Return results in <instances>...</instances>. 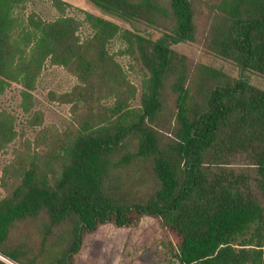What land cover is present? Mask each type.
Masks as SVG:
<instances>
[{
    "label": "trees",
    "instance_id": "trees-1",
    "mask_svg": "<svg viewBox=\"0 0 264 264\" xmlns=\"http://www.w3.org/2000/svg\"><path fill=\"white\" fill-rule=\"evenodd\" d=\"M27 1L0 0V93L11 81L33 88L50 61L80 81L64 101L91 104L114 94L116 100L96 114L100 123L94 116L81 121L57 153L32 158L13 185L11 170L3 168L0 264H74L87 233L106 223L132 226L144 217L163 227L167 254L179 264H264V206L233 166L236 159L246 161L264 184V90L203 64L188 83L187 59L170 45L195 41L191 0L165 6L89 0L125 20L152 23L161 16L171 22L156 40L122 32L148 72L138 111L121 101L128 89L105 49L121 31L117 24L84 12L92 33L80 39L72 17H21ZM51 2L61 13L69 6ZM219 8L209 50L264 76V0H223ZM167 85L176 95V117L163 134L158 122ZM10 124L0 115V146L14 137ZM128 167L146 169L152 194L133 200L120 190ZM29 222L31 234L13 235L17 223Z\"/></svg>",
    "mask_w": 264,
    "mask_h": 264
},
{
    "label": "rangeland",
    "instance_id": "rangeland-1",
    "mask_svg": "<svg viewBox=\"0 0 264 264\" xmlns=\"http://www.w3.org/2000/svg\"><path fill=\"white\" fill-rule=\"evenodd\" d=\"M69 6L65 10H57L51 0H28L21 17L34 13L46 21H52L62 15L72 17L79 22L77 35L80 39L92 33L90 25L84 21V12L101 17L117 24L121 31L106 43L107 53L119 65L122 82L128 89L122 95L125 107L133 111L140 108V98L146 83L148 72L140 62L136 48L130 44L122 32L128 30L152 40L159 39L171 28V22L161 16L154 21L143 19L125 20L107 13L89 0H63ZM167 5V0H156ZM223 0H191L194 8L196 38L194 42L175 43L170 47L176 53L184 55L188 63V83L196 75L198 64L216 68L231 78L246 79L251 85L264 90V76L249 70H240L233 62L221 58L209 50V32L213 23L219 18V5ZM23 14V15H22ZM80 85L78 78L67 68L47 61L37 76L33 88L27 89L21 83L7 82L0 93V115L11 122L14 137L7 144L0 146V198L7 190L1 185L2 170L8 167L14 184L15 174L26 167L30 160L39 154L57 153L58 147L73 136L80 128L81 121L93 118L96 123L99 110L110 107L116 95L94 100L91 104L82 101L66 102L63 95L72 92ZM129 94V96H128ZM128 96V97H127ZM176 95L168 85L164 91V106L159 128L163 134L173 126L176 117ZM247 162L236 159L233 166L246 178L252 196L264 206V184L256 182L258 176L247 166ZM135 172V174L133 173ZM120 182L122 192L133 200L148 197L154 189L146 169L128 167L123 172ZM32 223H17L13 235L31 234ZM167 235L157 219L144 217L132 226L117 227L111 223L100 225L94 232L87 233L81 247L74 255V264H179L167 254ZM11 264V263H10Z\"/></svg>",
    "mask_w": 264,
    "mask_h": 264
}]
</instances>
